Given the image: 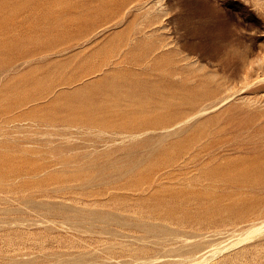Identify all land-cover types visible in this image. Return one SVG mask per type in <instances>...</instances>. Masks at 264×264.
I'll return each mask as SVG.
<instances>
[{
    "label": "rangeland",
    "instance_id": "1",
    "mask_svg": "<svg viewBox=\"0 0 264 264\" xmlns=\"http://www.w3.org/2000/svg\"><path fill=\"white\" fill-rule=\"evenodd\" d=\"M0 264H264V0H0Z\"/></svg>",
    "mask_w": 264,
    "mask_h": 264
},
{
    "label": "bare ground",
    "instance_id": "2",
    "mask_svg": "<svg viewBox=\"0 0 264 264\" xmlns=\"http://www.w3.org/2000/svg\"><path fill=\"white\" fill-rule=\"evenodd\" d=\"M107 86V85H106ZM110 93V92H109ZM143 93V92H142ZM111 94V93H110ZM132 94H133V92H132ZM115 97V96H114ZM124 97V96H123ZM134 97H136V96H134ZM131 98H133V97H131ZM117 100V99H116Z\"/></svg>",
    "mask_w": 264,
    "mask_h": 264
}]
</instances>
